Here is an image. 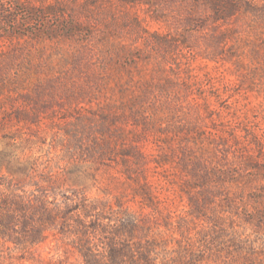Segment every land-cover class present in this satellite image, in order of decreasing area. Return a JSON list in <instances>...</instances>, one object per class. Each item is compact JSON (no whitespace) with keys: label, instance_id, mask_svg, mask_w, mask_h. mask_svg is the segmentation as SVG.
<instances>
[{"label":"rangeland","instance_id":"obj_1","mask_svg":"<svg viewBox=\"0 0 264 264\" xmlns=\"http://www.w3.org/2000/svg\"><path fill=\"white\" fill-rule=\"evenodd\" d=\"M26 1L0 13V157H41L61 190L126 196L137 211L147 179L159 202L145 210L171 264H264V18L221 27L193 21L179 0ZM71 136L111 140L108 152L136 145L146 159L135 174L119 154L82 161ZM205 160L247 167L242 205L218 200L206 215L188 206L183 180ZM57 247L41 246L51 264H80Z\"/></svg>","mask_w":264,"mask_h":264},{"label":"trees","instance_id":"obj_2","mask_svg":"<svg viewBox=\"0 0 264 264\" xmlns=\"http://www.w3.org/2000/svg\"><path fill=\"white\" fill-rule=\"evenodd\" d=\"M142 1L146 3V0ZM179 1L189 7L193 21L194 17H202L205 24L226 27L243 14L264 18V0ZM7 3L8 0H0V13H8ZM8 5V8L15 9L26 6L27 1L13 0L12 5ZM225 38L222 34L220 40ZM73 140H70L68 151L72 155L79 153L80 160L114 161L120 155L129 174L141 169V163L146 159L145 153L136 145L129 148L136 152L116 153L108 152L114 146L111 140L94 139L89 144L82 138ZM83 154L89 156L82 157ZM14 155L0 157V166L12 167L9 174H0V261L3 264H51L52 258L46 259L41 250V246L50 241L57 242V248L65 254L64 259L73 252L77 254L80 264H171L172 259H176L168 250L164 252L168 245L166 238L155 229L145 210L147 206L152 208L148 203L159 202L157 194L148 192L150 182L147 179L139 184L134 194L146 202V207L137 211L126 196L121 198L118 195L112 201L91 198L83 190H61L57 184L62 178L44 166L41 157L24 159ZM246 168L234 170L231 164L217 165L208 160L188 167L182 190L188 206L197 214L206 215V207L218 200H222V209L224 205L232 206L236 199L239 203L235 205H242L244 194L240 193H245L246 187L242 186L248 183L243 176ZM16 173L21 177L16 178ZM230 185L237 187L235 193L229 191ZM253 189L250 191L257 193ZM254 197L258 199L259 196ZM220 233L214 237L215 243L226 239L227 234ZM188 259V264L201 263L197 256L194 261L191 257Z\"/></svg>","mask_w":264,"mask_h":264}]
</instances>
